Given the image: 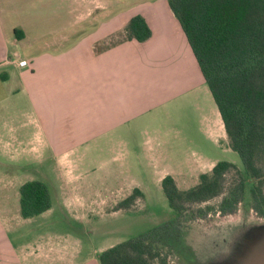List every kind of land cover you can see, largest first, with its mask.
<instances>
[{"label": "crops", "instance_id": "0c3cea01", "mask_svg": "<svg viewBox=\"0 0 264 264\" xmlns=\"http://www.w3.org/2000/svg\"><path fill=\"white\" fill-rule=\"evenodd\" d=\"M90 1L55 30L29 34L19 27L30 23L28 16L51 6L69 9L68 1L0 0V166L2 158L21 163L18 168L42 166L100 136L111 147L121 141L129 154L175 144L198 153L227 146L217 106L168 0ZM135 14L151 36L109 43ZM204 159L209 166L201 174L217 163ZM17 201L0 190V258L8 240L2 232L20 214Z\"/></svg>", "mask_w": 264, "mask_h": 264}, {"label": "rangeland", "instance_id": "374dc122", "mask_svg": "<svg viewBox=\"0 0 264 264\" xmlns=\"http://www.w3.org/2000/svg\"><path fill=\"white\" fill-rule=\"evenodd\" d=\"M67 1L71 8L57 10L51 6L44 13L28 16L30 23L19 27L29 34L53 31L62 26L59 23L82 14L87 4L92 5L90 0ZM128 1L123 0L126 4ZM2 20L9 23L3 14ZM124 38L121 31L109 43ZM208 99L213 101L210 93ZM173 140L171 137L169 144ZM167 148L152 154L143 149L129 154L121 141L111 147L110 140L100 136L63 159H49L47 155L49 160L42 166L35 161L32 168H18L21 163L2 158L0 190L11 192L19 199L21 183L40 181L48 188L50 208L30 218H23L18 210V218L11 220V231L2 232L3 240L6 237L8 240L2 241L1 264H99L97 257L101 251L148 231L172 215L161 189V180L166 174L172 175L177 186L184 190L194 186L203 167L209 166L204 155L216 162L228 161L242 167L239 155L226 144L218 150L209 147L200 153L181 144ZM226 177L230 180L231 173ZM134 188L140 190L142 197L127 208H118L117 204ZM219 201L220 196L194 206H209L211 210L186 224L185 240L190 247L182 256L169 254V264H189L196 256L202 260L219 246L233 226L264 220L251 209L248 192L231 214L222 215L214 209ZM16 206L19 209L18 201ZM5 251L12 253L17 263Z\"/></svg>", "mask_w": 264, "mask_h": 264}, {"label": "trees", "instance_id": "16d2710c", "mask_svg": "<svg viewBox=\"0 0 264 264\" xmlns=\"http://www.w3.org/2000/svg\"><path fill=\"white\" fill-rule=\"evenodd\" d=\"M168 5L217 106L227 145L239 155L242 167L218 161L210 172L199 175L194 186L184 190L172 176L163 177L161 189L172 215L148 231L101 251L99 264H169V254L182 256L190 247L185 240L186 224L211 210L209 206H194L214 197L220 196L214 209L226 215L234 212L248 192L251 209L264 217V0H168ZM122 32L124 40L138 42L151 36L140 14L130 17ZM138 197L142 193L134 188L117 207L127 208ZM49 208L44 183L30 180L19 187L23 218Z\"/></svg>", "mask_w": 264, "mask_h": 264}, {"label": "water", "instance_id": "95a60500", "mask_svg": "<svg viewBox=\"0 0 264 264\" xmlns=\"http://www.w3.org/2000/svg\"><path fill=\"white\" fill-rule=\"evenodd\" d=\"M189 264H264V220L233 226L210 254Z\"/></svg>", "mask_w": 264, "mask_h": 264}, {"label": "built area", "instance_id": "2783aa9c", "mask_svg": "<svg viewBox=\"0 0 264 264\" xmlns=\"http://www.w3.org/2000/svg\"><path fill=\"white\" fill-rule=\"evenodd\" d=\"M27 61L25 59L18 61L19 66H25Z\"/></svg>", "mask_w": 264, "mask_h": 264}]
</instances>
